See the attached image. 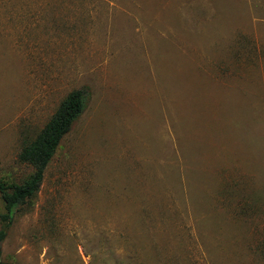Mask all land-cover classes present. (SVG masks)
Instances as JSON below:
<instances>
[{
    "label": "rangeland",
    "instance_id": "374dc122",
    "mask_svg": "<svg viewBox=\"0 0 264 264\" xmlns=\"http://www.w3.org/2000/svg\"><path fill=\"white\" fill-rule=\"evenodd\" d=\"M78 90L0 264H264V0H0V182Z\"/></svg>",
    "mask_w": 264,
    "mask_h": 264
},
{
    "label": "trees",
    "instance_id": "16d2710c",
    "mask_svg": "<svg viewBox=\"0 0 264 264\" xmlns=\"http://www.w3.org/2000/svg\"><path fill=\"white\" fill-rule=\"evenodd\" d=\"M86 106V92L83 90L72 92L62 102L45 128L35 139L26 142L19 154V162L32 166L34 172L20 184L7 185L0 182V192L6 210L2 215L5 226L0 231V244L7 238L16 213L39 192L47 167L63 139L85 112ZM1 254L0 249V258Z\"/></svg>",
    "mask_w": 264,
    "mask_h": 264
}]
</instances>
